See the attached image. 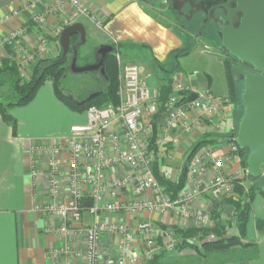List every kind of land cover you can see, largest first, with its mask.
Wrapping results in <instances>:
<instances>
[{
  "label": "crops",
  "instance_id": "obj_1",
  "mask_svg": "<svg viewBox=\"0 0 264 264\" xmlns=\"http://www.w3.org/2000/svg\"><path fill=\"white\" fill-rule=\"evenodd\" d=\"M31 1L0 0V39L19 27L28 26L21 37V44L27 50L34 51L45 40L44 54L39 60L57 58L62 51V33L67 28L80 24L85 28L86 40L89 31L94 33L99 31L101 37L110 41L108 45H122L120 54L126 56L131 53L132 58H137L143 70V77L149 85L159 88L161 92L169 84L170 77L175 75L191 95L198 90L209 89L222 98L228 96L224 55L209 50V46L212 45L207 42L199 40L191 44L189 30L166 20L141 0H82L102 23V28H98L89 18L74 17L70 10H60L48 16L41 27H33L30 24L32 17L36 12L46 9L49 2ZM14 11L18 13L14 15ZM65 20H68L67 24L64 23ZM81 44H79V49ZM105 44L100 43L96 47ZM7 48H9V53ZM18 49L14 46L0 44V59L16 58ZM186 50L188 53L178 55ZM192 55L213 58L218 64L217 72L205 68L199 69L197 73H194L193 68L181 71L182 65L186 64ZM172 59L175 62L174 71L167 70V76L163 68ZM35 64L36 62L33 66ZM33 66L26 68L28 78L33 73ZM225 104L218 113L212 116L210 122L203 121L198 110H191L192 131L181 134L173 131L170 134L177 137L176 144L172 142L156 144L157 137L151 140L150 146L159 177L177 180L188 163L190 153L199 142L206 140L208 143L204 146L217 142L216 147L226 144L229 135L226 132L227 125H230L232 121L230 118L232 109ZM10 112L17 120L16 135L0 113V264H86L84 258L51 256L50 250L54 248H84L86 237L85 235L64 236L60 234L58 230L62 223L61 219L35 209L36 206L50 199L49 154L43 148L58 140H66L71 135L73 126L86 124V112H75L58 100L51 80H47L40 87L29 104L12 108ZM165 117L163 107L157 114L146 117L148 127L153 132L156 130V136L163 133ZM220 122L222 126L219 125ZM62 159L61 170L63 174H66L67 154ZM82 165V175L93 176L91 162L84 161ZM35 169L37 176L33 175ZM235 169L236 166L229 165L224 172L231 174ZM129 172H131L130 167L123 164L107 173V178L114 179ZM213 176L214 170L210 169L204 175V180L207 181ZM249 181L246 177L243 180L246 188H248ZM194 188L195 179L189 175L187 168L185 186L178 195ZM82 195L84 204L90 203L91 193L88 186H83ZM67 198L68 187L64 185L59 199L65 201ZM119 198L124 202H133L157 197L150 192L135 193L129 186L119 192ZM243 198L236 191L234 194L216 200L209 195H204L189 202V207L191 211L203 210L212 213L217 226L223 227L225 236L229 237L239 235L236 211L232 201ZM106 199L110 201L112 196L108 193ZM143 220H150L161 229L172 228L176 236H155L156 245L151 248L149 254L146 237L135 234L133 248L134 253L141 256L139 264H147V261L155 256H160V264H179L184 262V259H188L187 264H264V231L261 232L257 228V222L264 221V196L261 193L257 192L254 195L246 235L242 239L243 244L249 243L257 246L255 253L252 248L245 249L242 244L231 248L226 253L216 252L205 257L200 256L192 247L179 248L182 237L177 232L178 229L199 230L198 233L204 229L194 216L184 218L172 213L106 212L98 218L101 222H123L131 226ZM84 223L92 224L94 218L86 215ZM121 241L120 235L105 233L100 243L102 257H106L110 252H116ZM238 251H241L243 255L224 257V254ZM218 255H223V257L218 258Z\"/></svg>",
  "mask_w": 264,
  "mask_h": 264
},
{
  "label": "built area",
  "instance_id": "obj_2",
  "mask_svg": "<svg viewBox=\"0 0 264 264\" xmlns=\"http://www.w3.org/2000/svg\"><path fill=\"white\" fill-rule=\"evenodd\" d=\"M47 1L46 9L36 12L30 24L41 27L48 16L60 10H70L74 17L89 18L98 28L102 23L93 14L91 8L82 0H32L31 2ZM18 12L14 11L16 15ZM8 17V16H7ZM65 24L68 20H65ZM29 24V25H30ZM28 26L19 27L9 35L0 39L1 45L14 46L26 53L24 60L19 62L23 68L29 62L37 61L36 57L44 54L46 45L43 40L40 47L34 52L23 48L21 37ZM1 66V60H0ZM120 103L117 106H92L86 111L87 122L71 128V135L66 140H58L47 145L43 150L49 154V193L48 202L36 206V211L51 214L61 219L58 232L64 236L85 235L84 248H54L51 256H69L84 258L86 264H139L141 256L134 253L133 240L135 234L146 237L149 254L156 245L155 236L175 237L172 228H158L152 221L143 220L131 226L123 222L98 221L102 213H172L189 218L194 216L204 229L212 230L217 226L214 215L203 210L191 211L189 202L209 195L213 199L234 194V183L241 179L240 185L245 186L243 180L248 173L241 165L239 145L235 134L231 133V126L227 125L229 133L226 144L218 148H207L197 152L188 163V172L195 179V188L187 193L171 198L165 187L159 182L154 173V159L151 150L153 131L146 122V117L155 115L163 107L165 110V124L163 133L155 136L156 144L178 142L171 132L188 133L192 131L190 111L200 112L203 121L210 122L213 115L218 113L223 103L216 98L209 89L195 92L196 98L190 100L191 93L186 86L174 77L172 90L167 100L162 103L161 91L148 84L143 77V70L139 64H130L124 67L119 90ZM219 125L222 126L220 122ZM113 150V151H111ZM67 154L68 170L62 173V157ZM91 162L93 176L82 175L83 162ZM127 164L131 172L120 177L109 179L107 173L117 166ZM236 169L226 174L227 166ZM214 170V176L205 181L204 175ZM37 176V170L33 171ZM64 185L68 187V198L60 201ZM88 186L91 201L84 204L82 188ZM131 187L135 193L150 192L156 199H145L133 202H124L119 198V192ZM248 188H246V191ZM112 199L108 201L106 195ZM238 196V195H237ZM94 218V223L85 224V216ZM105 233L118 234L122 241L116 252H110L102 257L100 243ZM214 232L207 235L198 233L188 238L190 244L201 246L205 241L217 240ZM183 239L181 238V241Z\"/></svg>",
  "mask_w": 264,
  "mask_h": 264
},
{
  "label": "trees",
  "instance_id": "obj_3",
  "mask_svg": "<svg viewBox=\"0 0 264 264\" xmlns=\"http://www.w3.org/2000/svg\"><path fill=\"white\" fill-rule=\"evenodd\" d=\"M79 44H80V35L79 34L72 35L69 41V49L66 55H63V51H62L60 52L59 56L55 59L46 58L39 60L33 66V73L30 76V78H27L25 80H23L20 77L19 66L14 61L10 60V58H2L1 66H0V75L8 74L15 78L14 88H13V95L15 99L11 101L0 100V113L2 115L3 120L12 127L14 135L17 134L18 125H17V120L15 119V117H13V115L10 112L11 109L15 107H22L29 104L35 98L40 87L47 80L52 81L54 93L57 99L75 112L83 113L86 112L92 106L103 107L109 104L117 106L120 103V96L118 93L119 90L118 62L116 55L118 52L122 51L121 50L122 45H117V44L111 45L113 48V52L108 53L106 55L104 61L105 72L104 74H102L101 71H99L101 73V80H99V83L104 84V87L95 91L98 93L96 97H94L90 101H87L89 97L88 95H86V97L84 98H76L71 93L69 94L63 90L62 82L67 76V71L68 70L71 71L70 64L72 58L75 56L74 49L77 50V58H78ZM7 49L9 51V48ZM186 53H188V50H186L185 52H180L178 55L182 56ZM69 59H70V63H69ZM234 61H235L234 57L229 55L228 58H225L224 62H225L226 78L229 86V94L231 96V100L235 104L241 105V113L237 122V128H238V123L243 114V105H242L243 82L238 80L237 76L234 74V71L232 69V65L234 64ZM67 67H69L68 70ZM170 93H171V84H167L163 92H161L162 103H164L167 100ZM207 143L208 142L206 140L199 142L195 146L193 151L190 153L187 162L189 163V161L194 156V154ZM239 154L241 155V165L246 170L247 151L239 147ZM188 163L185 166L183 173L180 175V177L177 180H170L168 178L159 177L155 164L153 166L155 176L157 177L159 182L165 187L168 195L171 198H176L179 192L185 186ZM245 177L249 178V180L251 181V186L249 190L246 191L245 187L240 185L241 179H236L234 183V190L244 198L239 199L237 201H232L236 211L235 215H236V223H237V229L239 235L227 237L225 236V231L223 230V227L220 226H216L212 230L203 229L201 230V233L207 235L210 232H214L217 234L218 239L212 241H205L200 248L199 246L190 244L187 240L188 238L197 235L199 230L183 231L178 229L177 232L179 233V235H181L183 239L178 245L179 248L192 247L202 257H205L207 255L216 252L226 253L231 248L241 244L245 249L252 248L254 253L256 252L257 246L255 244H249V243L243 244L242 239L246 235L247 223L250 218V213L252 210V200L254 198V195L257 192L261 193L263 196L264 194L260 191L255 178H252L248 173L245 175ZM257 228L261 232L264 231L263 220H259L257 222ZM159 259L160 256L152 257L147 261V264H160Z\"/></svg>",
  "mask_w": 264,
  "mask_h": 264
},
{
  "label": "water",
  "instance_id": "obj_4",
  "mask_svg": "<svg viewBox=\"0 0 264 264\" xmlns=\"http://www.w3.org/2000/svg\"><path fill=\"white\" fill-rule=\"evenodd\" d=\"M241 2L238 8L245 13V18L239 29L230 27L225 30L223 45L231 56L251 64L263 73L259 75L244 69L241 65H232L234 74L243 77V114L238 123L235 140L241 149L247 151V172L256 179L260 191L264 194L262 170L264 165V0H241ZM208 22L209 19L194 35L197 36ZM76 33L80 34V44L86 41L84 26L78 24L67 28L62 33L61 39L64 41L63 55L67 54L70 38ZM111 52H113L111 45H101L97 51L101 54L98 63L78 66L77 50L74 49L75 56L72 58L70 70L73 73H86L100 69L104 74V61L106 55ZM97 94V92L92 93L87 101L96 97ZM195 98V94L190 96V100Z\"/></svg>",
  "mask_w": 264,
  "mask_h": 264
},
{
  "label": "rangeland",
  "instance_id": "obj_5",
  "mask_svg": "<svg viewBox=\"0 0 264 264\" xmlns=\"http://www.w3.org/2000/svg\"><path fill=\"white\" fill-rule=\"evenodd\" d=\"M158 14L160 16H162L163 18H165L164 13H158ZM171 19H172V16L170 17L169 20L171 21ZM195 27H196V24L191 25L190 29H193ZM207 36H208V34H206V32L203 33V35L200 37V40L202 42H205V43L207 42L208 44L212 45V46H209L210 47V48H208L209 50L211 49L215 52L222 53L219 50L217 43L214 40L209 41ZM61 42H62L61 47H62V51H63L64 41L61 40ZM78 42H77V44H78ZM100 43L109 44L110 41L106 40L105 37H101L99 31H98V33H96V32L94 33V32L89 31L88 38H87L86 42L81 44V46H80L79 54H78V58H77V65L78 66H87V65L98 63L100 60V55H99V53H97L99 47H96V45H98ZM35 51L36 50H34V52ZM124 51L126 52V50H124ZM30 52H31V50H30ZM8 53H9V51H8ZM25 56H26V53H23V52H21V50L18 49V55L16 56V58L10 57V60L14 61L19 66L20 77L23 80H25L29 77L27 72H26V68H28V67L30 68L34 64V61L33 62L31 61L27 65H25L24 68L21 65H19L18 63L21 62L22 60H24ZM117 56H119V57H117V62H118V79L120 82V77H121V74H122L124 67L127 65H130V64H134V63L140 64V62L137 60V58H135V57L132 58L133 56L131 53H128L125 56V55H121L120 52H118ZM210 58L211 57H209V56L205 57V56H200V55L199 56L192 55L190 57V59H188L187 63L182 65L181 71H185L188 68H193L194 73H197L199 71V69L205 68V69H210V71L214 70L215 72H217L218 64L213 58H211V59ZM39 59H40V57H36L37 61ZM0 60H2V59H0ZM69 63H70V59H69ZM174 67H175V62L172 59V60H170L169 63H167L164 66V68H163L165 70V71L163 70L164 74L167 75L168 73H166V71L169 69L171 71L174 69ZM68 69H69V67H67V70ZM99 71L100 70H96V71H93L90 73L89 72L73 73L72 71L68 70L67 76L62 82V88L65 92H67L69 94L71 93L76 98H84V97H86V95L90 96L93 92L104 87V84L99 83V80H101V73ZM174 77H175V75H173V77H170L171 79H169L170 80L169 84H173ZM237 79L239 80L238 77H237ZM14 82H15V78L13 76H10L8 74L0 75V100L11 101V100L15 99V97L13 95ZM227 85H228V83H227ZM203 90H205V89H203ZM212 94L216 98H221V101L224 102L223 104H225V102H226V104H228L230 106V108L232 109V116L230 117L232 121L230 123V126H231V128H233V129H231L232 135L235 134L237 131L238 118L240 117V113H241V105L235 104L231 100V96L229 94V86H228V96L226 98H222L221 96L215 95L213 92H212ZM15 108H18V107H15ZM156 133L153 132L154 137L156 136ZM217 144H218L217 142H214V143L209 144L207 146H203V148L202 149L200 148L201 150H199V151H202L203 149H207V148H211V149L218 148V147H216ZM262 168H264V165ZM262 170L264 172V169H262ZM250 182L251 181H249V183H248L249 184L248 190L251 186ZM242 255H243V253L241 251H238V252H230L227 255L224 254V257H238V256H242ZM244 255H246V254H244ZM218 256H219L218 258L223 257V255H218ZM184 260H183L184 262H180L179 264H187L186 261H188V259H184Z\"/></svg>",
  "mask_w": 264,
  "mask_h": 264
},
{
  "label": "flooded vegetation",
  "instance_id": "obj_6",
  "mask_svg": "<svg viewBox=\"0 0 264 264\" xmlns=\"http://www.w3.org/2000/svg\"><path fill=\"white\" fill-rule=\"evenodd\" d=\"M145 5L157 13H164L165 19L171 23L189 30L190 43L195 44L203 33L208 34L209 41L214 40L225 58L229 57L228 51L223 45L225 30L233 27L239 29L245 18V13L238 7L241 0H141ZM209 19L208 24L197 32ZM196 27L190 29L191 25ZM211 31V32H210ZM100 57L101 54L99 53ZM234 64L241 65L244 69L262 75L251 64L241 62L235 58ZM100 70V69H98ZM101 71V70H100ZM243 82L242 76H237Z\"/></svg>",
  "mask_w": 264,
  "mask_h": 264
}]
</instances>
